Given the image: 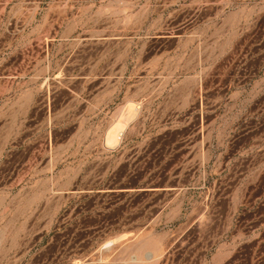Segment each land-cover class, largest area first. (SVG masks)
Here are the masks:
<instances>
[{
    "label": "rangeland",
    "instance_id": "374dc122",
    "mask_svg": "<svg viewBox=\"0 0 264 264\" xmlns=\"http://www.w3.org/2000/svg\"><path fill=\"white\" fill-rule=\"evenodd\" d=\"M189 1L0 0V264H264V0Z\"/></svg>",
    "mask_w": 264,
    "mask_h": 264
},
{
    "label": "crops",
    "instance_id": "0c3cea01",
    "mask_svg": "<svg viewBox=\"0 0 264 264\" xmlns=\"http://www.w3.org/2000/svg\"><path fill=\"white\" fill-rule=\"evenodd\" d=\"M161 3L162 6L167 7L185 6L182 5L183 0H167L166 2L165 0H161ZM187 6L192 10L190 16L199 20L202 24V26H199L194 31L200 30L202 27L205 32V38H212V36L215 35L213 33H215L216 29H221V24L226 22L227 17L235 16L237 24H242L244 22L243 3L239 0H191ZM213 25L216 26L212 28ZM156 37L159 38L161 36ZM261 230L264 231V228L253 230L250 236H244V238H251L252 241L257 239V241L259 240L258 245H260ZM214 248L215 253L217 252V257L222 258L227 255V249L222 243V240H220L217 245L213 244L210 250ZM252 259L254 263L256 259L259 260L260 258L255 257L253 254Z\"/></svg>",
    "mask_w": 264,
    "mask_h": 264
},
{
    "label": "bare ground",
    "instance_id": "6f19581e",
    "mask_svg": "<svg viewBox=\"0 0 264 264\" xmlns=\"http://www.w3.org/2000/svg\"><path fill=\"white\" fill-rule=\"evenodd\" d=\"M131 113L128 115V119L133 115V112L132 111H130ZM127 124V123H126ZM126 124L124 123V122H121V123H119V125H117L118 126V131H116V132H113L112 134H111V136H110V140H109V145H116L117 144V142H119V138H118V136H117V133H119L120 131H124V129H125V126H126ZM115 131V130H114ZM120 136V135H119ZM119 139V140H118ZM140 246V245H139ZM145 247V248H141V249H139L138 250V252H137V255L134 257V259L132 260V263H130V264H146V260H147V254H143V252L145 251V250H148V246H149V244H148V241H146V242H144L143 244H141V247ZM138 247V246H137ZM123 249V248H122ZM135 251V250H134ZM130 252V251H129ZM133 252V251H132ZM151 255H152V257H151V260L152 259H154L155 258V256L157 255V251H155V250H153V249H151V251L149 252ZM127 254V253H126ZM118 255V254H117ZM150 255V256H151ZM124 259V257L122 258V260ZM120 260V259H119ZM127 261V260H126ZM153 261V260H152ZM115 262V261H114Z\"/></svg>",
    "mask_w": 264,
    "mask_h": 264
}]
</instances>
